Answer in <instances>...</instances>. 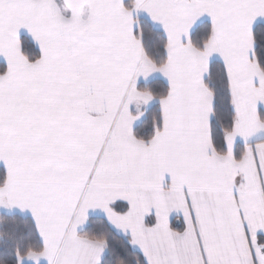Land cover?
Masks as SVG:
<instances>
[{"label": "snow or ice", "instance_id": "snow-or-ice-1", "mask_svg": "<svg viewBox=\"0 0 264 264\" xmlns=\"http://www.w3.org/2000/svg\"><path fill=\"white\" fill-rule=\"evenodd\" d=\"M0 264H264V0H0Z\"/></svg>", "mask_w": 264, "mask_h": 264}]
</instances>
